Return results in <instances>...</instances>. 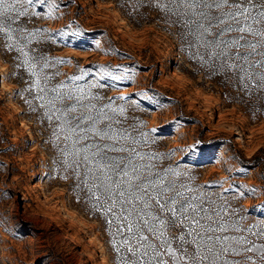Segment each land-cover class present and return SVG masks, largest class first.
<instances>
[{"label": "rangeland", "instance_id": "374dc122", "mask_svg": "<svg viewBox=\"0 0 264 264\" xmlns=\"http://www.w3.org/2000/svg\"><path fill=\"white\" fill-rule=\"evenodd\" d=\"M15 9L14 16L26 12L12 25L22 31L11 41L0 33V264H124L136 257L121 242L140 235L163 252L168 245L148 232L135 209L121 213L117 196L109 212L108 193L92 188L100 173L88 170L94 165L84 156L93 159L95 145L104 144L133 149L107 155L124 164L130 158L142 179L182 191L177 208L197 209L184 216L205 228L224 226L208 232L188 219L169 226L163 239L177 257L181 246L189 254L195 249L173 239L183 234L191 242V228L200 232L205 253L204 245L241 247L225 237L264 244V90H244L232 72L218 70L219 61L190 47L194 38L182 39L186 29L154 0H32ZM93 125L118 140L101 139L88 131ZM119 180L113 173L109 183ZM129 243L139 247L136 239ZM247 256L264 264L255 252H228L217 261L251 264ZM161 259L177 264L151 248L139 264Z\"/></svg>", "mask_w": 264, "mask_h": 264}, {"label": "snow or ice", "instance_id": "6c2138e0", "mask_svg": "<svg viewBox=\"0 0 264 264\" xmlns=\"http://www.w3.org/2000/svg\"><path fill=\"white\" fill-rule=\"evenodd\" d=\"M23 2L31 4L32 0H0V33H3L10 41L14 39V32L22 31L21 29L13 28L12 25L16 22L18 16L26 15V12H18L15 16L12 13L16 12L15 5L17 3ZM39 2L43 3L44 0H39ZM154 3L166 16L177 17L176 23L181 24L186 29V31L181 32L182 39L186 40L189 36L193 37L194 40L189 42V46L197 49L203 47L210 58L214 57L219 61L218 70L232 72L244 90L250 91L253 87L264 90V0H154ZM232 33H235V35H231ZM73 35H76V33H73ZM225 36L228 38L225 39ZM249 37L252 39H249ZM9 47H12V45H9ZM241 49L244 51H241ZM18 50L23 51L22 48ZM23 54L27 58L28 53L25 52ZM197 55L201 61H204V55L199 53ZM256 57H260V59H256ZM25 63L28 64L29 61L25 59ZM34 68L35 65L29 66L30 71ZM256 69L261 70L256 71ZM32 74L34 76L37 75L35 71H32ZM73 79H80V77L76 76ZM36 87L40 89L38 80ZM53 91L57 90L53 89ZM69 98L71 99L72 97ZM36 99L43 100L44 97L38 95ZM28 103L30 104L31 101H28ZM48 103H52V101H48ZM41 107H44V105H41ZM71 110L74 111V107ZM122 111L123 109H121ZM49 119H51L50 116ZM87 119H91V117ZM76 128H79V124L76 125ZM76 128H72L69 131L75 134ZM81 131L84 130L81 129ZM88 131L94 132L101 139L118 140V136L115 133L109 134L108 131L95 128L94 125ZM153 131L156 130L153 129ZM57 138L59 137L57 136ZM65 139H68V137L66 136ZM95 147L97 151L92 153L93 159L85 155L84 160L88 164L94 165V167L88 169L90 172L98 171L100 173L99 176L94 177L100 183H94L92 188L103 187L105 192L108 193V198L112 200V203L107 206V210L111 212L116 206V197L118 196L121 204V213L126 211L131 216L133 209H135L138 214L137 219L143 218L148 232L160 238L162 245H168L163 252H159L147 236L130 237L129 239L137 240L139 247H145L143 242H147L145 251L140 252L139 247L131 245L129 239H125L121 243L126 245L127 251L131 253L132 257L136 258L129 259L124 264H139L140 259L147 255V248H151L157 256L162 257L166 254L176 258L177 264H205V261H209L210 256V264H218L217 258L228 252L235 255L255 252L259 254L261 260H264V244L257 245L243 236L239 238H224V240L230 239L241 245L240 248H235L228 244L219 250H215V245H204V247H207V253H205L202 250L203 238L201 237L199 241L196 239V237H200V232L195 228H191L189 231V235L193 236L191 242L187 241L183 234L179 237H173V239H179L181 245L187 243L195 245L194 251L190 254L187 249L181 246L180 251L183 253V257H177V250L171 247L168 239H163L169 226L183 225L185 219H188L190 224L199 225L201 229L208 232L223 231L224 226L221 225L219 229L205 228L195 217L184 216L188 208H191L193 212H196L197 209L191 203L177 208L178 199L183 197L184 193L177 191L174 184L165 187L159 180H148L147 177L142 179L138 166L134 164L132 159L129 158L127 164H124L125 158L107 155L108 151L132 152L134 151L133 149L115 147L108 144L95 145ZM84 151L87 152V149H84ZM136 155L139 156L140 154L137 153ZM113 173L120 176L119 182L109 183L112 181ZM121 184L126 186L127 196L132 199L126 198V192L121 189ZM113 187L118 191H114ZM181 187L184 186L182 185ZM244 187L246 186H239L241 189ZM133 188L137 189V191H133ZM239 195H243V192H239ZM136 201L143 205L142 209L136 208ZM125 204H131L132 207L124 208L123 205ZM153 208L155 211L151 210ZM146 209L149 211L145 212L144 210ZM159 213L164 215L161 216ZM117 219L119 220L121 217L118 216ZM134 223L135 221L128 223L127 230L129 232L132 231ZM136 227L137 231H139V224H136ZM237 230L239 231L240 229ZM260 235L264 236V232ZM216 240L218 243L223 244L220 238H216ZM117 251H119V248H117ZM246 260L251 261V264H256L252 256H247ZM158 264H169V262L161 259ZM224 264H245V261L225 260Z\"/></svg>", "mask_w": 264, "mask_h": 264}]
</instances>
